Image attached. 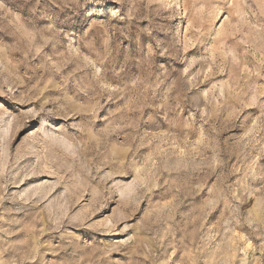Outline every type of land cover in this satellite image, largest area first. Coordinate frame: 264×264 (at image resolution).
Returning a JSON list of instances; mask_svg holds the SVG:
<instances>
[{
	"label": "rangeland",
	"instance_id": "obj_1",
	"mask_svg": "<svg viewBox=\"0 0 264 264\" xmlns=\"http://www.w3.org/2000/svg\"><path fill=\"white\" fill-rule=\"evenodd\" d=\"M0 264H264V0H0Z\"/></svg>",
	"mask_w": 264,
	"mask_h": 264
}]
</instances>
